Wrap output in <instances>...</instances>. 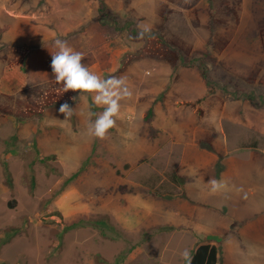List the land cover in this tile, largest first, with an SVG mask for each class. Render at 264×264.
Instances as JSON below:
<instances>
[{
  "label": "rangeland",
  "instance_id": "1",
  "mask_svg": "<svg viewBox=\"0 0 264 264\" xmlns=\"http://www.w3.org/2000/svg\"><path fill=\"white\" fill-rule=\"evenodd\" d=\"M160 1L0 0V49H31L32 85L48 80L59 39L133 91L103 140L87 135L102 108L78 92L67 120L60 105L0 115V264H186L182 252L205 243L219 264H264V87L246 81L264 64V0H225L235 13L221 28L220 0H173L171 30L198 67L143 59L121 71L143 45L129 22L152 31ZM211 179L226 187L212 192ZM105 217L115 229L102 235L92 221Z\"/></svg>",
  "mask_w": 264,
  "mask_h": 264
},
{
  "label": "trees",
  "instance_id": "2",
  "mask_svg": "<svg viewBox=\"0 0 264 264\" xmlns=\"http://www.w3.org/2000/svg\"><path fill=\"white\" fill-rule=\"evenodd\" d=\"M172 1L173 0H168V2L164 0L160 1L154 29L150 32V36H145L144 39H136L138 34L137 26H135L133 22H129L127 29L129 36L133 41L143 43V45L136 54H129L126 56L121 71L126 70L132 63L143 59L164 61L174 68H178L179 66L198 67V65H195V63L189 60V56H191L194 51V45L181 36V34L174 33L171 30L174 15V10L170 6V2ZM215 5L218 7L219 16L214 18L211 28H221L225 25H229L231 21L230 15L235 13L234 9L227 5L225 0H220L219 3L217 2ZM260 24L264 30V20L261 21ZM196 26L200 27V23L197 22ZM201 27L210 28V26L202 25ZM219 43L222 45L219 49H224L227 41L217 34L216 44L218 45ZM9 54L13 55V58L8 60L3 66L0 63L1 116L32 119L43 116L50 107L74 102L75 92L68 91L64 93L62 86L56 84L50 67L51 56L46 61L48 80L37 85H32L27 75L24 73V69H21V66L31 57V49L27 45L7 46L0 49V61L2 59L6 60ZM187 61L191 62V64H187ZM246 81L251 85H260L264 87V64L257 66L250 76L246 78ZM152 115L153 109H150L146 119L149 120ZM8 181L11 182L9 173ZM33 184H35V182ZM57 214L60 216L59 213ZM109 221L110 220L105 217L93 220L92 222L94 223V227L100 229L102 235H105L108 231H114L115 229ZM82 223L83 220L78 223H67L64 225L66 227L65 230L69 231L75 229ZM219 261V247L214 244H200L192 254V264H219Z\"/></svg>",
  "mask_w": 264,
  "mask_h": 264
},
{
  "label": "clouds",
  "instance_id": "3",
  "mask_svg": "<svg viewBox=\"0 0 264 264\" xmlns=\"http://www.w3.org/2000/svg\"><path fill=\"white\" fill-rule=\"evenodd\" d=\"M137 29L136 39L150 36L149 26L138 24ZM55 47L57 51L51 53L50 67L56 84L62 86L64 93L78 92L80 96L90 97L94 106L102 108V111L96 115V119L89 122L87 135L100 140L105 139L109 131L116 125V117L121 111V102L129 100L133 96L127 78L125 76H110L102 79L89 71L82 63L83 53L74 50L65 41L59 39L55 41ZM59 112L67 120L73 115L74 110L68 103H64L60 106ZM180 174L183 175V170ZM208 183L212 192H218L226 187L223 180L211 179ZM181 255L186 264H192V255L187 249Z\"/></svg>",
  "mask_w": 264,
  "mask_h": 264
}]
</instances>
